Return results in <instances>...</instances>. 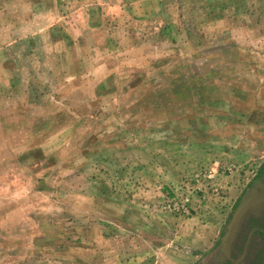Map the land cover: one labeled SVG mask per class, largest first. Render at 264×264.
<instances>
[{"label":"rangeland","instance_id":"rangeland-1","mask_svg":"<svg viewBox=\"0 0 264 264\" xmlns=\"http://www.w3.org/2000/svg\"><path fill=\"white\" fill-rule=\"evenodd\" d=\"M263 216L264 0H0V264H264Z\"/></svg>","mask_w":264,"mask_h":264},{"label":"trees","instance_id":"trees-1","mask_svg":"<svg viewBox=\"0 0 264 264\" xmlns=\"http://www.w3.org/2000/svg\"><path fill=\"white\" fill-rule=\"evenodd\" d=\"M248 223L253 229H252L251 235L248 237V240L246 239L247 240L246 244H249L248 242L251 239L252 234H254V233H258V234L264 236V216L263 217H250L248 219ZM246 244L244 247H246Z\"/></svg>","mask_w":264,"mask_h":264},{"label":"built area","instance_id":"built-area-1","mask_svg":"<svg viewBox=\"0 0 264 264\" xmlns=\"http://www.w3.org/2000/svg\"><path fill=\"white\" fill-rule=\"evenodd\" d=\"M174 204V206H175V209H177V210H179V204L178 203H173ZM184 206H182V209H183V211H184V208H183Z\"/></svg>","mask_w":264,"mask_h":264},{"label":"flooded vegetation","instance_id":"flooded-vegetation-1","mask_svg":"<svg viewBox=\"0 0 264 264\" xmlns=\"http://www.w3.org/2000/svg\"><path fill=\"white\" fill-rule=\"evenodd\" d=\"M244 249H245V247H244Z\"/></svg>","mask_w":264,"mask_h":264}]
</instances>
